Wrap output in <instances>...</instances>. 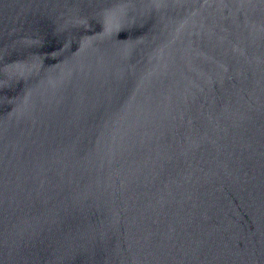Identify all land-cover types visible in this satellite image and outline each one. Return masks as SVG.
Masks as SVG:
<instances>
[{
  "label": "water",
  "instance_id": "95a60500",
  "mask_svg": "<svg viewBox=\"0 0 264 264\" xmlns=\"http://www.w3.org/2000/svg\"><path fill=\"white\" fill-rule=\"evenodd\" d=\"M0 264H264V0H0Z\"/></svg>",
  "mask_w": 264,
  "mask_h": 264
}]
</instances>
